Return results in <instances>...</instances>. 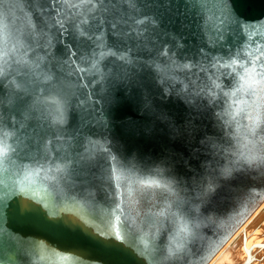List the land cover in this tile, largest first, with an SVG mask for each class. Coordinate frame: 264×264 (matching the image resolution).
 Returning <instances> with one entry per match:
<instances>
[{
    "label": "water",
    "instance_id": "water-1",
    "mask_svg": "<svg viewBox=\"0 0 264 264\" xmlns=\"http://www.w3.org/2000/svg\"><path fill=\"white\" fill-rule=\"evenodd\" d=\"M263 197L264 0H0V264H206Z\"/></svg>",
    "mask_w": 264,
    "mask_h": 264
},
{
    "label": "bare ground",
    "instance_id": "bare-ground-1",
    "mask_svg": "<svg viewBox=\"0 0 264 264\" xmlns=\"http://www.w3.org/2000/svg\"><path fill=\"white\" fill-rule=\"evenodd\" d=\"M256 203L206 264H264V197Z\"/></svg>",
    "mask_w": 264,
    "mask_h": 264
}]
</instances>
